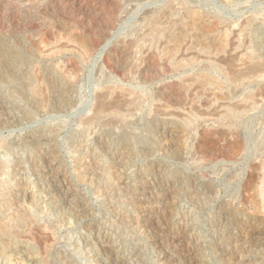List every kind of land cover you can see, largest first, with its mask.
<instances>
[{"label": "rangeland", "instance_id": "obj_1", "mask_svg": "<svg viewBox=\"0 0 264 264\" xmlns=\"http://www.w3.org/2000/svg\"><path fill=\"white\" fill-rule=\"evenodd\" d=\"M0 107V264H264V0H0ZM40 143L86 212L3 202Z\"/></svg>", "mask_w": 264, "mask_h": 264}, {"label": "bare ground", "instance_id": "obj_2", "mask_svg": "<svg viewBox=\"0 0 264 264\" xmlns=\"http://www.w3.org/2000/svg\"><path fill=\"white\" fill-rule=\"evenodd\" d=\"M20 1V0H19ZM32 1H34V2H37V1H40V0H32ZM2 6V5H1ZM8 6V5H7ZM9 27V26H8ZM11 28V27H10ZM9 29V28H8ZM262 43V42H261ZM19 56V55H18ZM8 59V58H7ZM19 60V59H18ZM10 74V73H9ZM42 74V73H41ZM39 76V75H38ZM45 77V76H44ZM40 78H43V77H40ZM9 80V79H8ZM9 82V81H8ZM20 82V81H19ZM204 82V81H203ZM45 83V82H44ZM54 83V82H53ZM44 85V84H43ZM45 86V85H44ZM43 86V88L45 89L46 87H48V86H45L44 87ZM44 89H43V91H44ZM45 91H46V89H45ZM44 91V92H45ZM65 91H66V88H65ZM47 92V91H46ZM48 93V92H47ZM36 94H37V92H36ZM40 95H42V93L40 94ZM49 95V94H48ZM47 94L44 96V93H43V95L42 96H44V101L47 103V102H49L50 103V99H51V97H49ZM105 95V94H104ZM130 95V94H129ZM120 96V95H119ZM136 97V96H135ZM125 98V97H124ZM131 98V97H130ZM110 99V98H109ZM138 99V98H137ZM2 100V99H1ZM19 100V99H18ZM134 100H136V98L135 99H126V100H118V101H116L115 103L114 102H112V104H105L106 102H104V103H102V104H100L99 105V107H98V110H97V112L95 113L96 114V116H98V115H110V114H115V115H117L118 117H120V118H123L125 115H127L128 113L130 114V112H131V110H133L134 108H135V105L137 106L138 105V103H134ZM38 101V100H37ZM113 101V100H112ZM138 101V100H137ZM136 102V101H135ZM110 103V102H109ZM48 104V103H47ZM110 105V106H109ZM7 106V105H6ZM45 106V105H44ZM43 106V107H44ZM47 107V106H46ZM61 107V106H60ZM1 108V110H3L2 109V107H0ZM11 109V108H10ZM0 110V111H1ZM9 110V109H8ZM8 110H6L7 112H5V114L7 113V115H8ZM3 111H5V110H3ZM3 111H1V112H3ZM10 112V111H9ZM133 112V111H132ZM12 113V112H11ZM4 114V113H3ZM10 115V114H9ZM13 117V116H12ZM3 118V117H2ZM9 119L10 118H6L5 119V124L9 121ZM15 119H16V117H15ZM15 119H14V121H15ZM90 119V118H89ZM88 119V120H89ZM0 120H1V118H0ZM116 120H117V118H116ZM2 121V120H1ZM13 121V120H12ZM10 122V121H9ZM0 123H2V122H0ZM11 123H13V122H11ZM4 124V123H3ZM2 124V125H3ZM10 124V123H9ZM3 126H6V125H3ZM7 127V126H6ZM88 130V129H87ZM160 133H162V132H160ZM40 135V134H39ZM15 136V135H14ZM99 136V135H98ZM43 137V136H42ZM41 138V137H40ZM171 138H172V136H171ZM86 139V138H85ZM14 140V139H13ZM16 140V139H15ZM18 140V139H17ZM37 141V140H36ZM32 142H33V139H32ZM40 142V141H39ZM16 143H18L17 141H15V142H9V144H16ZM100 143V142H99ZM35 144V143H34ZM37 144H35V146H36ZM47 145V144H46ZM45 144H42V143H40L39 144V147L38 148H36L34 151H35V153L37 154V158H38V160H40V167H39V171H40V176H41V183H42V186H41V191L43 192V195H42V200H36L35 199V188H31L30 186H28L27 188H25V189H27L29 192L25 195V196H22L23 194L22 193H20L21 194V198L18 196V198H16L15 196H14V194H11L10 196H6L5 198H4V200H3V202L4 201H6V205H8L10 208L12 207L11 205H18V204H20V205H25V207H26V204H27V206H29V208H31V207H36V206H42V207H44V208H46V207H48V206H59V208H60V206H62V205H69V207L70 206H72L73 208H75V210L77 209V210H82L83 208L82 207H84L83 205H82V203L80 202V200H79V198H78V194L76 193V191H74L75 190V188L74 187H72V188H74V190L71 188V181H68L66 178H64L63 179V176H61L60 174H59V167L57 166V162L55 163V160L53 159L54 157H53V155L55 154L52 150H51V148H50V146H46ZM23 146V145H22ZM30 146V145H29ZM164 146V145H163ZM2 147V146H1ZM19 147V146H18ZM24 147V146H23ZM11 148H12V146L11 147H8V146H6V148H5V150L4 151H6L8 154H10L11 153ZM30 148V147H29ZM32 149V148H31ZM127 149V148H126ZM54 150V149H53ZM31 151V150H30ZM81 151V150H80ZM83 151V150H82ZM78 152V151H77ZM19 153V152H18ZM35 153H33V154H35ZM54 153V154H53ZM93 153V152H92ZM11 154H13V153H11ZM20 155V154H19ZM19 155L18 156H16V154H13V155H10L11 157H13L14 158V163H12L13 165L20 159V157H19ZM118 159V158H117ZM91 158H88V157H82L81 159H80V167L81 168H85V170L88 168V166L90 167V165H91ZM79 161V160H78ZM115 161V160H114ZM94 162V161H93ZM7 164V163H6ZM11 164V163H10ZM17 164V163H16ZM60 164V163H59ZM58 164V165H59ZM95 165V164H94ZM6 166V165H5ZM10 167L12 166V165H9ZM8 166V167H9ZM62 166V165H61ZM60 166V167H61ZM103 166V165H102ZM123 166V165H122ZM62 168V167H61ZM16 170V169H15ZM38 170V169H37ZM33 171V170H32ZM9 172V171H8ZM10 173V172H9ZM13 173V172H12ZM120 172H118V171H115L114 172V178L115 179H121V176H120V174H119ZM10 175V174H9ZM11 175H13V174H11ZM64 175V174H63ZM71 175V174H70ZM66 177V176H65ZM71 177V176H70ZM69 178V177H68ZM80 178V177H79ZM98 178V177H97ZM106 178V177H105ZM113 178V177H112ZM89 180V178L87 177V174H85L84 176H83V180L85 181V180ZM92 179H93V175H92ZM141 181V180H140ZM16 182V181H15ZM34 182V181H33ZM93 182H94V180H93ZM142 183V182H141ZM12 184H14V183H12ZM148 184V183H147ZM15 185H16V183H15ZM22 185V184H21ZM28 185V184H27ZM144 186V185H143ZM173 186V185H172ZM12 187V186H11ZM145 187V186H144ZM144 189V188H143ZM151 189V188H150ZM148 190V189H147ZM136 191H137V195L139 196H142V195H144V193L143 192H141L142 191V187H140V185H139V187L138 186H136ZM17 192H19V191H17ZM23 192V191H22ZM135 192V191H134ZM60 194L62 195V197L60 196ZM16 195V194H15ZM128 195V194H127ZM60 196V198L61 199H59L58 197ZM158 196V195H157ZM161 196V195H160ZM83 198V197H82ZM38 199H39V197H38ZM144 198H141V200H143ZM16 200V201H15ZM128 200V199H127ZM133 200V199H132ZM84 203V202H83ZM140 203V202H139ZM143 203V202H142ZM141 204V203H140ZM137 205V204H136ZM162 205V204H161ZM85 206H87V205H85ZM139 206V205H138ZM141 206V205H140ZM145 206V205H144ZM19 207V206H18ZM22 207V206H21ZM66 207V206H65ZM71 207V208H72ZM8 208V207H7ZM10 208H8V209H10ZM38 208V207H37ZM64 208V207H63ZM67 208H68V206H67ZM80 208H82V209H80ZM150 208V207H149ZM144 209V208H143ZM84 210V209H83ZM82 210V211H83ZM34 211V210H33ZM43 211H45V210H43ZM42 211V212H43ZM79 211V212H80ZM81 211V212H82ZM88 211V210H87ZM37 212H39V210L37 211ZM75 212V211H74ZM77 212V211H76ZM83 212H86V211H83ZM146 212V211H145ZM150 212V211H149ZM161 212V211H160ZM35 211L34 212H31V214H30V220H32L33 222L34 221H36L37 220V217L35 216ZM161 216V215H160ZM39 217V216H38ZM29 219V218H28ZM243 219V218H242ZM122 220V219H121ZM256 220V219H255ZM30 222V221H29ZM29 222H27L28 223V225H29ZM32 222V223H33ZM121 222V221H120ZM248 222V221H247ZM31 224V223H30ZM41 225L40 226H44V223H40ZM56 224V223H55ZM60 224V223H59ZM249 224V223H248ZM42 226V227H43ZM50 226V225H49ZM57 226V225H56ZM53 227V226H52ZM250 227V229H248V232L246 233V235L243 237V242L244 243H246L247 244V242H249L250 240H253L254 239V227H253V225H250L249 226ZM35 229V228H34ZM33 229V230H34ZM49 229V228H48ZM52 229V228H51ZM101 229V228H100ZM247 229V228H246ZM256 229V228H255ZM37 230V229H36ZM35 230V231H36ZM44 230H46V229H44ZM44 230H42L43 232H44ZM49 231V230H48ZM52 232L54 231V230H51ZM160 231V230H159ZM175 231V230H174ZM2 232V231H1ZM4 232V231H3ZM47 232V231H46ZM38 233V232H37ZM36 232L35 233H32V234H34V235H36L37 234ZM41 233V232H40ZM155 233V232H154ZM173 233H175V232H173ZM172 233V234H173ZM43 234V233H42ZM48 234L49 235H53V234H51V233H49L48 232ZM176 234V233H175ZM184 234V233H183ZM46 235V234H45ZM178 235V234H177ZM171 235L172 237V241H173V243L174 242H178L179 243V241H182V239L181 238H183V235ZM40 236H41V234H40ZM40 236H35L36 237V240H35V238H33L35 241H37L38 242V240L40 241V242H42V240H43V242L47 245L48 244V242H49V244H51L50 242V240L49 239H47V238H49L50 236H48L47 238H45L46 236H44V234L42 235V239L41 238H39L38 240H37V238L38 237H40ZM32 238V237H31ZM29 239V238H28ZM32 239V240H33ZM41 239V240H40ZM51 240H52V242L55 240V239H53V238H50ZM108 240V239H107ZM185 241H186V239H185ZM7 242V241H6ZM39 242V243H40ZM42 242V243H43ZM171 242V241H170ZM54 243V242H53ZM56 243V242H55ZM54 243V244H55ZM184 243V242H183ZM49 244H48V246H49ZM196 244V243H195ZM195 244H192V245H195ZM198 244V243H197ZM235 244V243H234ZM13 245V244H12ZM11 245V246H12ZM43 245V247H44V244H42ZM112 245V244H111ZM162 245V244H161ZM48 246H46V247H48ZM12 247H14V246H12ZM11 247V248H12ZM107 247V246H106ZM189 247V246H188ZM7 248V247H6ZM9 248H10V246H9ZM49 248V247H48ZM2 249V250H1ZM53 249H54V247H53ZM4 250H6L5 248H2V246L0 245V253H4V255H6L7 256V254L4 252ZM43 250V249H42ZM192 250V249H191ZM31 251V250H30ZM16 253H14V254H11L10 253V255L8 256V258H11L12 259V261H13V263L14 264H43V261H41V257L40 258H38V256L36 255V254H22L20 251L19 252H17V251H15ZM45 252H46V250H45ZM44 251H43V253L42 254H47V253H45ZM105 252V251H104ZM50 253H51V251H50ZM106 253V252H105ZM41 254V253H40ZM109 254H111V253H109ZM1 255V254H0ZM44 255H42V256H44ZM52 255H54L55 256V254H52ZM51 255V256H52ZM57 255V254H56ZM60 255V254H59ZM41 256V255H40ZM50 256V255H49ZM248 256V255H247ZM246 256V257H247ZM5 257V256H4ZM57 257V256H56ZM60 257V256H59ZM2 258V257H1ZM55 258V257H54ZM252 259V258H251ZM128 260V259H127ZM111 261L113 262V264H124V262H125V259L124 258H122V257H119V256H111ZM161 261V260H160ZM167 261V260H166ZM44 262H46V261H44ZM48 262V261H47ZM163 262H165V261H163ZM171 262V261H170ZM249 262H251L250 260H249ZM248 262V263H249ZM8 263V262H7ZM49 263H51V264H74L75 262H68V261H61V260H58L57 261V259L55 258V259H50V262ZM131 263V262H130ZM160 263V262H159ZM167 263V262H166ZM247 263V262H246Z\"/></svg>", "mask_w": 264, "mask_h": 264}]
</instances>
